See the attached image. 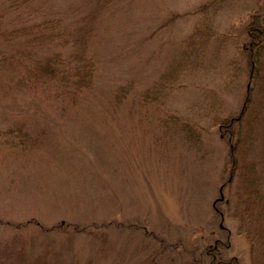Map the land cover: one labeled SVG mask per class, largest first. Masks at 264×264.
Returning a JSON list of instances; mask_svg holds the SVG:
<instances>
[{
	"label": "rangeland",
	"instance_id": "obj_1",
	"mask_svg": "<svg viewBox=\"0 0 264 264\" xmlns=\"http://www.w3.org/2000/svg\"><path fill=\"white\" fill-rule=\"evenodd\" d=\"M32 1L42 5L35 13L39 20L60 18L66 31L92 29L88 44L98 69L93 88L56 124L32 122L10 133L12 124L0 122V264L84 261L94 249L97 231L88 226L95 220L118 225L109 235L117 239L116 250L101 264H151L156 252L195 251L225 240L227 230L230 247L221 259L258 264V249L244 232H252L258 218L252 215L245 225L235 210L238 191H245L239 178L224 189L229 204L218 205L223 221L212 208L231 163L225 138L212 123V103L221 99L211 87L229 74L211 65V55H194L192 62L202 66L190 68L186 77L174 74L182 67V39L209 27L216 34L231 31L261 8L256 0H230L199 18L192 11L205 0H109L108 8H92L95 0ZM244 80L239 91L223 95L222 116L239 113ZM129 82L136 95L158 87L149 90L152 99L145 106H133L132 117L121 107L111 113L116 88ZM260 95L263 119L250 123L256 131H245L252 144L244 138L242 172L253 165L264 193V89ZM179 117L205 128L197 130L201 149L170 135L171 121ZM39 132L46 134L42 142L35 138Z\"/></svg>",
	"mask_w": 264,
	"mask_h": 264
},
{
	"label": "trees",
	"instance_id": "obj_2",
	"mask_svg": "<svg viewBox=\"0 0 264 264\" xmlns=\"http://www.w3.org/2000/svg\"><path fill=\"white\" fill-rule=\"evenodd\" d=\"M229 1L205 0L195 7L192 15L194 18H199L208 12L219 11L227 6ZM108 2L109 0H95L92 8L98 6L104 8ZM258 4L261 8L251 13L247 21L231 31L216 34V31L209 27L207 32L201 30L200 33V29H197L184 40L182 39L181 52H178L182 67H176L177 71L174 74L177 78L180 74L186 77L190 68L202 66L199 61L195 64L192 62L194 55L204 57L211 55V65L214 64V67L229 74L226 77L228 80L215 82L217 86L213 84L211 87L214 96L219 95L218 99H221L212 103L211 109L217 112L212 123L217 125L221 137L225 138L228 148L227 160L231 163L229 178L219 187V193L220 188L223 187L222 198L219 199L221 197L219 194L212 208L223 221L225 212L220 210L218 205L229 204L224 189L229 188L239 178L240 188H245V191L242 189L238 191L239 203L236 204L235 210L241 221L248 226L252 215L257 216L258 221L251 225L253 231L245 229L244 232L249 234L252 247L256 245L258 249V253L253 251V254L259 256L256 257L258 264H264V193L257 177H253V165L249 166L248 171L242 172L244 138L251 137L252 144L251 133L245 131L249 128L250 131L252 129L256 131L255 126L250 123L263 119L256 101L264 89V0H256V6ZM37 5L39 4L32 0H4L0 3V122L7 121L12 124L8 128L10 133L15 130L22 131L24 125L32 122L40 126L46 123L56 124L69 107L82 101L83 95L93 88L98 69L97 60L91 54L88 44L92 29L77 26L76 30L66 31L60 18L39 20L35 13L41 12L43 8L42 5ZM105 8H108V5ZM246 77V91L239 113L230 117L222 116L223 95L236 89L239 91ZM249 84H253L251 90L248 88ZM166 86L171 87L172 84ZM157 87L158 85L145 88L136 95L133 91V82L118 86L110 112H117L116 107H121L120 109L127 110L132 117L133 106L136 108L140 105L145 106L152 99L149 90ZM137 99H140V104L135 105ZM171 122L172 137L180 138L190 149H201L203 142L197 130L205 131L202 125L198 129L197 121L183 117ZM45 135L39 132L35 136L36 141L42 142V137ZM96 221L100 220H95L88 226L94 228L93 231H97L91 239L94 248L91 250V255L84 261L74 264H101L108 254H113L116 250L114 240L116 243L117 239L109 238V235L112 231L110 228L115 229L118 225L106 224L105 220L101 223ZM219 228L222 231L227 230V228L222 229L221 226ZM84 229L86 230L87 226H84ZM100 232H105V235L97 238V233ZM225 232H227L225 240L218 238L213 244L200 246L195 251L183 249L176 255L175 248L163 249L154 256H148L150 263L239 264L236 258L221 259V252L230 247L231 230ZM97 239L100 241H95Z\"/></svg>",
	"mask_w": 264,
	"mask_h": 264
},
{
	"label": "water",
	"instance_id": "obj_3",
	"mask_svg": "<svg viewBox=\"0 0 264 264\" xmlns=\"http://www.w3.org/2000/svg\"><path fill=\"white\" fill-rule=\"evenodd\" d=\"M222 190H223V187L220 188V194H221V197H220L219 199L222 198ZM221 226H222V224H221Z\"/></svg>",
	"mask_w": 264,
	"mask_h": 264
}]
</instances>
